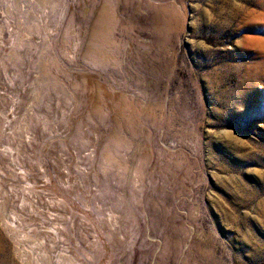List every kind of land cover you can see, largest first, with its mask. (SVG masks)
Listing matches in <instances>:
<instances>
[{
    "label": "rangeland",
    "instance_id": "1",
    "mask_svg": "<svg viewBox=\"0 0 264 264\" xmlns=\"http://www.w3.org/2000/svg\"><path fill=\"white\" fill-rule=\"evenodd\" d=\"M0 264H264V0H0Z\"/></svg>",
    "mask_w": 264,
    "mask_h": 264
}]
</instances>
